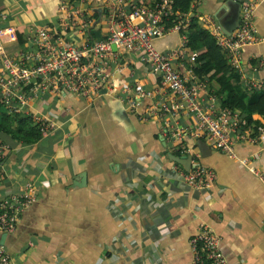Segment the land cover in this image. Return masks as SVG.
Here are the masks:
<instances>
[{
	"label": "crops",
	"instance_id": "1",
	"mask_svg": "<svg viewBox=\"0 0 264 264\" xmlns=\"http://www.w3.org/2000/svg\"><path fill=\"white\" fill-rule=\"evenodd\" d=\"M242 1L198 0L191 8L202 27L201 20L210 17L225 35L237 29ZM255 1L259 41L241 49L237 73L245 92L252 79L264 80V0ZM152 3L115 4L129 12L133 5ZM61 5L81 13L75 23L59 21ZM108 8L104 0H0V26L15 27L18 35L5 48L9 54L29 48L39 27L78 46L101 40L108 33ZM154 45L171 56L188 83L201 84L203 107H221L217 84L194 71L199 50L184 46L179 31L168 30ZM95 61L109 76L100 95L47 92L30 101L29 114L54 123L52 133L25 144L0 131V142L10 147L1 161L0 197L18 195L28 182L36 187V199L20 215L15 231L0 233L10 264H191L189 239L201 224L219 237L229 264H264L263 184L199 135L194 115L176 108V95L160 86L139 54L115 47ZM163 106L173 113L163 112ZM6 114L0 105V123ZM175 132L186 153L178 152ZM234 150L264 166V142L237 143ZM168 153L190 155L191 165L212 170L211 187L194 190L183 183L177 168L184 169Z\"/></svg>",
	"mask_w": 264,
	"mask_h": 264
},
{
	"label": "built area",
	"instance_id": "2",
	"mask_svg": "<svg viewBox=\"0 0 264 264\" xmlns=\"http://www.w3.org/2000/svg\"><path fill=\"white\" fill-rule=\"evenodd\" d=\"M104 1L109 6L108 33L101 40L80 46L73 44L57 31L39 27L30 39L29 48L9 54L5 45L17 40V31L13 26H0V105L6 109V113L30 116L37 124L41 137H46L53 132L55 125L47 119L30 115V101L42 98L47 92L60 95L66 91L81 98L100 95L102 89L106 90L109 84V76L95 60L108 56L112 45L125 47L139 54L159 77L160 86L176 95L179 100L176 108H186L194 115L199 135L204 136L220 152L237 160L242 168L264 186V166H256L255 159L250 155L239 157L234 150L237 143L259 140L264 142V124L253 135L245 130L246 122L239 110L203 107L198 99L201 84L188 83L173 67L171 56L158 51L154 45V41L168 30H176L181 34L183 45L187 46L186 27L189 24V14L175 13L173 0H161L149 6L133 5L129 12L116 6L115 3L120 0ZM196 3L198 0L191 1L190 11L193 9L191 6ZM255 6V0L242 1L239 25L229 36L220 32L210 17L201 20L203 28L213 36L236 73H241V49L259 41L253 25ZM60 12L59 21L65 25L75 23L73 19L81 15L80 12L76 13L63 5L60 6ZM172 16L176 18L174 24L167 27L166 23ZM1 18L5 19L6 16L2 15ZM139 18L142 19L139 21ZM247 84L250 91L264 89V80L252 79ZM131 103L134 101L131 100ZM162 111L172 112L167 106H163ZM173 134L178 141V152L186 153L187 149L180 144V132ZM9 151L10 147L0 142V167ZM177 171L178 178L194 190H208L215 179L212 170L198 163H193L189 171L180 168ZM35 199L36 187L29 182L18 195L0 197V233H13L20 215ZM189 247L191 264H229L220 251L219 237L205 224H201L189 239ZM10 262L7 252L0 245V264Z\"/></svg>",
	"mask_w": 264,
	"mask_h": 264
},
{
	"label": "trees",
	"instance_id": "3",
	"mask_svg": "<svg viewBox=\"0 0 264 264\" xmlns=\"http://www.w3.org/2000/svg\"><path fill=\"white\" fill-rule=\"evenodd\" d=\"M160 1L153 0V3ZM191 1L173 0V11L178 15L189 14V24L186 27L187 46L191 50H199L196 58L199 67L194 71L199 77L207 76L210 81L217 84L221 95V107L239 110L246 122L245 130L256 135L262 124L254 116H259L264 121V89L250 92L241 89L238 75L230 66L225 53L209 31L200 25L195 11H190ZM174 19L175 16H172L166 26L171 27ZM15 123L16 127H14ZM0 131L25 144L35 143L41 139L37 124L29 118L21 119L15 115H3Z\"/></svg>",
	"mask_w": 264,
	"mask_h": 264
},
{
	"label": "water",
	"instance_id": "4",
	"mask_svg": "<svg viewBox=\"0 0 264 264\" xmlns=\"http://www.w3.org/2000/svg\"><path fill=\"white\" fill-rule=\"evenodd\" d=\"M239 15V13H238ZM227 36H229L230 34H225ZM111 49L115 50V45L111 46ZM104 91H101V93ZM168 157L174 161L175 163H177L178 165L182 166V168L185 171H189L191 168V156L190 155H186V156H175L172 155L170 153H168ZM81 179L84 180V176H81Z\"/></svg>",
	"mask_w": 264,
	"mask_h": 264
},
{
	"label": "rangeland",
	"instance_id": "5",
	"mask_svg": "<svg viewBox=\"0 0 264 264\" xmlns=\"http://www.w3.org/2000/svg\"><path fill=\"white\" fill-rule=\"evenodd\" d=\"M1 110H2V108H1Z\"/></svg>",
	"mask_w": 264,
	"mask_h": 264
}]
</instances>
